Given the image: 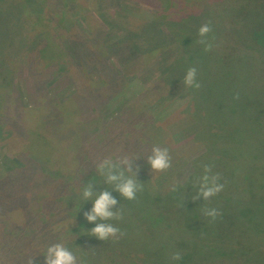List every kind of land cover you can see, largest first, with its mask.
Masks as SVG:
<instances>
[{
    "label": "rangeland",
    "instance_id": "obj_1",
    "mask_svg": "<svg viewBox=\"0 0 264 264\" xmlns=\"http://www.w3.org/2000/svg\"><path fill=\"white\" fill-rule=\"evenodd\" d=\"M71 1L76 3V16L63 14L61 10L62 3ZM158 1L0 0V35H8L5 28L8 25L18 33L19 40L25 42L18 47L19 52H12L10 59L14 62L12 65L23 64L19 83H25L24 89L19 88L13 71H8L6 64L0 66V264H44L47 247L60 241L77 255V264H179L170 260L174 252L181 253L180 264H238L234 261L240 259L264 264V0H212L201 6L199 1L200 8L193 7L196 11L188 17L185 16L190 13L187 10L193 6L192 0H187L186 5L179 0H164L161 5ZM32 5L40 6L44 13L32 11ZM45 6L50 7V14ZM241 8L248 9L249 13L240 42L243 49L234 48L232 54H228L220 51L219 46L213 47L204 73H218L216 81L212 82L214 96L227 97V105L231 104L234 110L230 119L222 117V113L221 117L217 115L218 134H225L220 145L222 151L233 152L239 144L248 155L255 157L244 161L220 157L219 183L224 188L213 196L218 201L188 207L189 200L185 197L178 209L138 205L141 199L150 202L144 199L150 191L143 167L136 166L137 183L142 187L136 199L127 202L137 209L124 211L122 204H118L111 210L119 213L121 219L103 221L119 229L131 227L132 231L123 233L125 240L120 237L115 241H101L90 237L95 224L88 223L83 215L80 220L86 224L82 226L70 214L72 209L88 212L92 207L81 209L87 201L82 198L87 175L106 159L117 169L124 166L125 160L133 167L138 160L149 163L140 158L150 154L153 147H160L162 137H154L155 131L145 130L144 126L125 136L128 126L148 124L149 118L160 119L173 110V103H165L163 107L157 101L168 99L170 102L187 90L182 81L184 75L179 70L189 69V61L195 66L193 57L200 45L201 19L206 15L216 16V31L227 35V22L231 16L237 19L236 13ZM45 15L55 16V22L62 19L65 28L74 22L82 34L75 44L85 47V51H80L86 58L85 63L90 59V65L98 61L105 68L95 69L91 74L87 68L76 70L70 57L65 58L63 49L59 58L55 53H47L49 58L40 63L35 50L45 47L39 22V16ZM18 21H22V30L17 26ZM49 33L53 37L60 36L54 28H50ZM254 34L256 40L249 44ZM209 37L217 39L216 44L226 43L229 49L231 41L226 38L223 42L215 29ZM156 47L164 49L159 51ZM187 50L189 56L185 55ZM188 57L190 60L186 61ZM133 58L140 62L135 63ZM232 68L243 71L230 76ZM97 72L99 76L95 75ZM104 75L111 81L105 79L103 83ZM35 85L39 88L38 95L34 88L30 92ZM73 94L80 101V95L88 100L82 101L80 106L86 118L84 128L91 132L85 136L91 138L87 147L90 156L87 154L84 163L79 156L71 158L69 155L77 149L76 132L74 128H62L59 134L64 147L61 154L67 152L62 157L66 168L44 167L28 155L24 120L33 116L25 109L35 103L36 97L59 103ZM190 109L193 111V106ZM39 110L41 113L42 109ZM138 110L150 117L145 114L130 122L131 118L126 116H135ZM46 130L52 131L47 132L49 135L54 134L51 127ZM189 130L193 128L170 135L173 140L171 167L156 175V179L163 177L159 182L165 180L157 189L163 199L173 184L187 180L193 172L191 162L205 152L203 140L191 139ZM258 150L263 152L261 157ZM128 173L132 174L131 169ZM117 196L120 200L124 198L119 192ZM207 208L219 210L215 221L210 222L203 214ZM135 218L144 220L137 223Z\"/></svg>",
    "mask_w": 264,
    "mask_h": 264
},
{
    "label": "trees",
    "instance_id": "obj_2",
    "mask_svg": "<svg viewBox=\"0 0 264 264\" xmlns=\"http://www.w3.org/2000/svg\"><path fill=\"white\" fill-rule=\"evenodd\" d=\"M163 1L164 0H159L158 3L160 4ZM179 1L183 2L184 5L187 4V0H179ZM188 1H191V0H188ZM192 1H193V6L191 7V9L187 10V13L188 12H190V13L186 14L185 17H188L189 14L195 13L196 10H192V9H193V7L198 8L199 4H197V2L200 1V6H201V5L209 4V1L211 2L212 0H192ZM160 5H159V7H160ZM29 6H31V5L29 4ZM200 6H199V8H200ZM60 7H61V10H63V14L68 13V14H71L70 16H73L74 14H75V16L77 15L78 11H76V3L75 2L71 1L68 3L67 2L62 3V5H60ZM73 7L75 10L73 9V11H72ZM23 8H24V6H23ZM32 9H33L32 11H35L38 14L44 13V9L42 10L40 6L32 5ZM45 9H47V13L50 14V12H51L50 7L45 6ZM160 10H161V7H160ZM247 10H246V8L239 9L238 12L236 13L237 19H235V18H233V16H231V18H230L231 20H229L227 22V25H226L227 35H221L218 31H216L218 28V22L216 20V16L206 15L207 17H203L201 19L200 23L201 24L202 23L203 24L209 23L211 25L212 30L215 29V34L219 36L218 38L221 37L223 39L222 40L223 42H226V38L229 41H231V42H229V49H228V47H226V43L216 44L215 42L217 41V39L211 40L209 37V34H208L207 40L210 43H212L214 48L219 46L218 48L220 49V51H223V52L228 53V54H232V51L234 48H242L241 47L242 43H240V42H242V39L244 38V34H243L245 32L244 23L246 21V18L249 17V13ZM161 11H162V13L164 12L163 10H161ZM206 14H208V13H206ZM164 15H166V14L164 13ZM54 18H55V16L50 17L49 15L39 16V22L41 21L40 24H41V27H43V31L41 33V38L44 41V45H45L43 50L40 51L41 48L39 50H35V54L38 55L40 63H42V60L44 61L45 58H49V57H47V53H50V54L55 53V56L57 55V57L59 58L60 56H62V53H63L62 49H63L65 54H66L65 58L70 57L69 61L71 64L76 66V70L79 69L81 71V67H82V69L87 68L88 74H91L93 71H95V69L100 70V67L105 68L103 66V63L101 66L98 61L95 64H93V62H94L93 61L92 64L90 65V59H89L85 63L86 58H84L80 54V51L81 52L85 51V47L81 48V47L76 46V44H75V43H77L76 39H79V36H81L82 34H80L79 28L74 22L71 21L68 24L67 28H65V27H63V24L61 22L62 19L55 22ZM69 20H70V18H69ZM178 20H180V18ZM21 22L20 21L16 22L17 26L19 27V30H22V28H23V27H20V26H22ZM65 22H66V20H64V23ZM72 23L75 24L74 27H71ZM5 28L7 29L6 32L8 35H0V66L6 64L8 66V71H10V70L13 71V75L16 78V82H18L19 88L23 87V89H24L25 83L24 82L19 83L20 76H21L20 72H21V68H23V64H20L19 66H17L16 64L12 65V64H14V62H12L10 59L13 57V55H11V54H13L12 52H19L18 47H20L21 45L24 46L25 42L20 41L19 37L16 36V35H18V33L13 32L11 29H9L8 25L5 26ZM50 28L52 30L54 28V30L56 32H58L60 36L61 35L64 36V37H62L61 42H60V36L53 37L49 33ZM72 28H75V29L78 28V29L76 31H74V29H72ZM46 31L48 33H46ZM255 40H256V34L251 36V41L249 42V44L253 43V41H255ZM36 41H38L40 43L41 40L39 38H37ZM47 44H48V47H47ZM138 49H143V47H139ZM156 49H158V48L156 47ZM163 49L164 48L161 47L158 50L161 51ZM197 50L198 51L193 58H194V62H195L194 67L197 69V80L199 81V83L201 85L200 88L194 89V88L188 87L187 90L182 95H178L177 98L170 99V100H172L170 102H168L169 101L168 99H166L165 101L159 99L160 101H157V102L162 103L163 107L166 106L168 103H173V105H174L173 110L168 112L163 118L156 119L157 117H153L154 120H151V118H149L150 122H147L148 124L141 123L140 125H138L136 127L128 126L129 128L124 135L127 136L128 133H130L132 131H137V129L140 126H144L145 130L149 129V131H155L154 137H157V138L162 137V140H160V142L158 143L161 145L160 148H167L169 151V156H170V155H172L171 151H170V149H171L170 145L173 144V140L170 138V135L171 134L172 135H178V134L183 133L188 128L189 129L193 128L192 131L189 130V131H191V132H189L190 138L193 139V137H195V138L202 139L203 142L205 143V152L203 154H201L200 156H198L197 158H195L191 162L192 167H193V172L187 178V180L183 183L176 184V185H178L177 191L173 192L170 190V192H168L165 195L164 199H163V195H161L157 191V189L160 187V184L164 183L165 180L163 182H159L160 178L163 179V177H159V176H157L158 178L156 179V175H158V173H160V172H154L151 169L149 163L147 164V163H144L145 161H139L138 160L137 163H135L134 167L131 165V163H127V164H124V166L121 169L114 168V174H119L122 172L124 174L125 178H128L129 176H131L137 182L138 178L135 175V173H139V170L137 169L136 166H140L139 168L143 167L142 172H144V175L146 176V178H148L149 183H148L147 189H149V191H150V194L148 195V197H146L144 199L150 200V202H146L143 199H141L138 202V205L140 207L148 208L151 205L152 208H154V209H159V208L160 209H168L170 207L175 209L178 207L179 204H181L184 201L185 197H187L189 200L188 207H190V206L196 207L197 204L202 205L203 203L208 202V201H218V199H214V197H211L208 200H203L202 197H199L195 200L192 199L193 196H196L197 191H199L198 182H199L200 177L204 174V166L210 165L213 173H219L220 168L222 167V166L218 165V161H219L220 157L225 158L227 160H232V161H238V160L244 161L247 159H251V157H255V156L248 155L245 152V150L243 149V147H241L239 144H237V146L233 152H223L222 151V147H220V145H222L221 142L223 141V136L225 134H222L221 136H220V134H218L219 119H218L217 115H219L221 117V113H222L223 114L222 117L225 116L226 118L230 119L234 115V110H233V107L231 104L227 105L228 100H227L226 96H225L226 98L220 97V96H214L213 83L212 82L216 81L218 73L217 74H215V73L205 74L204 73L206 66H208V60L212 56V52H211L212 49L210 51H205L204 46L202 44H200L198 46ZM187 54L185 53L186 56H189V50H187ZM140 56H138V57L140 58ZM143 57H145V56H143ZM133 59H134L135 63L140 62V61H137L136 58H133ZM189 60H190V58L188 57L186 59V61H189ZM210 60H215V58L210 59ZM186 61H184V62H186ZM189 66H190V68L193 66V65H191L190 61H189ZM178 69H180V67ZM241 70L242 69H233L232 68L229 71V74H230V76L232 74H239L241 72ZM5 71H6L5 73H7V68H5ZM186 71H187V69H184V70L180 69L179 70V72L182 75H185ZM220 74L224 75L222 72H220ZM81 75H82V73H81ZM95 75L97 76L98 72ZM104 76H105L104 78L102 77L103 83L106 82L105 79L108 82L111 81V79H109L108 76H106V75H104ZM0 77H1L0 79L2 80V75H0ZM221 77H223V76H221ZM225 77H227V76H225ZM207 78H210V80L208 81ZM212 78H213V80H212ZM89 81L90 80H88V82ZM36 84H38V82H36ZM106 85H108V83H106ZM83 86H84V84H82V87ZM82 87H81V90H83ZM33 88L35 90H37L36 95H38L39 88L36 89V85H35L34 87L31 88L30 92H33ZM82 94L84 95V93H82ZM80 97H81L82 101H84V102L88 101V100H86V98L84 96L80 95ZM36 98H37L36 101L38 100L39 103H37L35 101V103L33 105H29V106L27 105V107L25 109L29 115L33 116V118L30 120L29 119L24 120L26 125H27V129L25 131V137H26L27 142H28L26 147H29V151H28L29 154L28 155L33 157L39 163L41 162V164L44 167H48L50 169L51 168L52 169H56V168L64 169V168H66V165H65L66 163L62 157L65 154L67 155V152L64 151L65 154L64 153L61 154V151H63L61 149H64V147L62 146L61 139H60L62 137V135H60L59 133H60V130H62V128L63 129L66 128L67 130L68 129L72 130L74 128V130L76 132L74 141L76 142L75 145H77V149H76L75 153H73V151H72L69 156L71 158L79 156L80 159L82 160L81 163L87 162L86 156H87V154H89L87 152V147H88V143H90L91 138L87 139V138H85V136L87 134H91V132H89L87 129L84 128L85 123H86L84 120L86 118H85V114L82 113L81 106H80V103L82 101H80V99L77 97L76 94L69 96L68 100H63V101H60L59 103L50 102L48 100V98L47 99L38 98V97H36ZM165 103H166V105H165ZM191 106H193V111H191V109H190ZM39 109H42L41 113L38 112V111H40ZM145 114L148 117H150L147 113H143L140 110H138V112L135 111V114H134L135 116H133V115L129 116L128 115L126 117L131 118L130 122H134V121H137V119H141L143 116H145ZM49 120L51 123L49 122ZM153 123H154V125H152ZM47 127H51L53 129V133H54L53 135H49L47 133L49 131V130L48 131L46 130ZM153 128L155 130H150ZM49 132L52 133L51 130ZM218 135L220 138L218 137ZM123 139H125V138L123 137ZM99 143L100 142L96 143L95 145L98 146ZM156 143H154V145H156ZM258 152L259 153L261 152V155H260V157H261L263 155V152L261 150H258ZM150 155H152V150H151L150 154L148 153L147 155L141 157L140 159L148 160V157ZM89 156H90V154H89ZM171 158H172V156H170V159ZM129 166H130L132 174L128 173ZM91 168L92 167H90L89 169H91ZM96 170H97V172H96ZM153 175L155 177H153ZM87 176L88 177H86V180H84L83 185L84 186L91 185L92 186L91 190L94 194H99L102 191H108L110 193V195L114 199H116V201H117V203L112 206L113 209L118 204H122L124 211L126 210V208H132V207H134L135 210L137 209L135 206L128 203L125 198H122L121 200L118 198L117 191L115 190V183L116 182H114L112 184L106 183L105 175L101 174V172H98V168L96 166L93 169V171H90V174H88ZM160 176H162V174H160ZM144 190H145V187H144ZM144 190H143V192H144ZM167 198H169V199H167ZM181 198H182V201H179ZM162 201L164 202L163 206L166 208H164L161 205ZM83 204H85V205H82L81 209L83 208V210H84V209L92 206V201L87 200L85 203L83 202ZM84 213L85 212H82V210L77 211V210H73V209L70 212L73 219L77 220L80 223V225H82V226H84L86 224L82 220H80V218L84 215ZM143 220L144 219L139 220L138 218H135V221L137 223H140ZM147 226H149L148 222H147ZM120 230L122 233L125 234L127 231H132V228L131 227L121 228ZM90 237L95 238L92 235H90ZM121 240H125V239H123V237H122ZM122 254L123 253H121L120 256ZM164 262L166 263V260H164ZM171 262H173V261H171ZM176 262H178L179 264L181 263L180 260L176 261ZM234 262H237L238 264H244V263L245 264H253L254 263V261L252 262V261L245 260V259H240V260L234 261ZM159 263H161V262H159Z\"/></svg>",
    "mask_w": 264,
    "mask_h": 264
},
{
    "label": "clouds",
    "instance_id": "obj_3",
    "mask_svg": "<svg viewBox=\"0 0 264 264\" xmlns=\"http://www.w3.org/2000/svg\"><path fill=\"white\" fill-rule=\"evenodd\" d=\"M212 31L211 25L209 23L202 24L198 29V35L200 44L204 46L205 51H210L213 47L212 43L207 40L208 34ZM183 83L186 87L198 89L200 88V83L197 80V69L191 67L187 69L184 77ZM238 99V95L235 97ZM148 162L151 169L154 172H164L171 167L169 151L167 148L153 147L152 155L148 157ZM125 164L128 163L127 160L124 161ZM101 174L105 175L106 183H115V190L119 192L126 200H135L136 193L141 189V185L138 184L131 176L128 178L124 177L121 172L119 174H114L115 165H113L109 160H104L97 166ZM130 171V166H129ZM220 176L218 173H213L210 165L204 166V174L200 177L198 185L199 191L196 196L192 199L195 200L202 197L203 200H208L211 197L220 193L224 185L219 183ZM91 185H88L82 190V198L84 200H91L92 207L90 211L84 213V218L88 223H94L95 226L91 229L90 235L94 236L96 239L101 241L117 240L123 233L119 227L114 226L111 223H106L102 221H111L121 219L119 213L113 212L112 206L117 203L108 191H102L99 194H94L91 190ZM178 185L173 184L171 186V191H177ZM203 214L210 218L211 221H215L220 215L218 209L207 208L204 209ZM181 253L174 252L170 256V260L175 262L181 260ZM77 255L66 246L63 241L53 243L47 247L44 252V264H77Z\"/></svg>",
    "mask_w": 264,
    "mask_h": 264
}]
</instances>
